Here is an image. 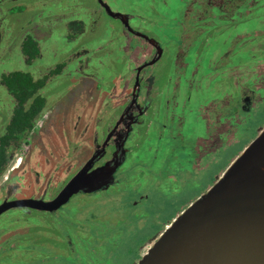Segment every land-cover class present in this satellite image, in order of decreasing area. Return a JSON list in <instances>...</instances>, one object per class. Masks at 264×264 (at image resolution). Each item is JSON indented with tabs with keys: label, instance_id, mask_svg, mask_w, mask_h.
<instances>
[{
	"label": "rangeland",
	"instance_id": "1",
	"mask_svg": "<svg viewBox=\"0 0 264 264\" xmlns=\"http://www.w3.org/2000/svg\"><path fill=\"white\" fill-rule=\"evenodd\" d=\"M102 2L113 11L132 14V26L156 32L170 48L174 27L180 25L178 31L183 33L184 8L199 7L196 4L203 0ZM251 7H260V12L235 27L242 31L238 33L242 38L238 42L239 49L229 51L228 56L239 61L250 59V79L254 77L251 70L256 59L251 49L246 48L245 36L250 31V47L256 39L261 40L264 21L258 16L264 15V0H256ZM76 21L80 27H70ZM27 36H32L40 48V54L30 63L22 52V42ZM223 37L225 42H230L231 36L227 33ZM125 41L121 23L108 15L99 0H0V112L7 114L6 105L12 101L1 81L4 73L22 70L40 78L63 61L66 63L63 73L51 76L41 93L45 91L51 106L55 101L60 102L69 116L72 103L85 89L82 77H87L76 71L77 62L72 52L88 50L89 53L83 55L89 60L84 72L97 76L101 82L109 81L110 74L122 70L127 59L121 51ZM166 61L167 53L159 64ZM81 62L79 67L85 65L83 60ZM84 80L92 82L88 78ZM202 94L193 93L195 102ZM237 95L235 87L223 89L222 112L230 113L232 103L239 104ZM253 96L256 106L250 116L239 124L232 140L222 137L219 157L206 171L191 165L193 148L197 147V156L201 151L198 134L205 131L193 113L188 115L180 142L168 136L158 138L153 132L138 137L137 145L119 170V181L108 191L76 194L58 212L43 215L51 218L46 222L38 220L37 216L42 215L18 208L3 213L0 216V264H137L155 239L216 182L213 179L229 167L264 127V89L255 88ZM3 121L0 131L5 125ZM54 155L50 157L59 166L61 161L57 153ZM56 165L51 163L50 167ZM11 169V165L8 166L0 176V190ZM56 173L61 174V171L54 170L52 176ZM36 190L37 187L33 188ZM28 228L29 235L24 232Z\"/></svg>",
	"mask_w": 264,
	"mask_h": 264
},
{
	"label": "flooded vegetation",
	"instance_id": "2",
	"mask_svg": "<svg viewBox=\"0 0 264 264\" xmlns=\"http://www.w3.org/2000/svg\"><path fill=\"white\" fill-rule=\"evenodd\" d=\"M254 2L256 0H203L196 4L199 7H185L183 33L178 31L180 25L174 27L169 48L156 32L149 33L132 26V14L122 13V17H114L100 1L108 15L118 19L123 27L126 41L121 51L127 59L122 70L110 74L112 79L109 81L101 82L97 76L84 72L89 60L83 55L89 51L80 49L72 52L71 56L77 62L76 71L87 76L82 77L85 89L76 99L78 105L76 101L72 103L69 116L62 110L60 102L55 101L51 106L45 91L41 93L46 81L39 90L45 105L36 116L33 127L7 147V167L11 165L12 172L1 187L0 198L3 201L30 197L51 200L81 170L88 174V178L101 174L103 177L99 180L104 183L96 190L82 189L68 201L76 194L108 191L119 181V170L137 145L138 137L153 132L158 138L168 136V139L180 142L187 119L193 113H196V121L205 131L198 134L199 155L195 153V146L193 161L189 160L194 168L206 171L219 157L223 147L222 137L232 140L234 131H238L239 124L250 116L256 106L253 98L255 88L264 89V32L261 40L251 42L252 47L250 31L245 36L248 39L246 48L251 49L256 59L251 70L253 78L250 79V59L239 61L228 57L231 51L239 49L238 42L242 38L238 35L242 31L235 30V27L250 21V17L260 12V7H251ZM263 16H258L261 22L264 21ZM77 22L70 27H80ZM245 25L249 27V24ZM224 33L231 36L230 42H225ZM165 53L167 61L159 64ZM81 60L85 63L83 67H79ZM59 64H62L60 71L51 73ZM59 64L42 76L49 75L50 78L63 73L66 63L62 61ZM84 78L92 82L87 83ZM226 87L237 88L236 98L240 101L239 104L232 103L230 113L222 112L223 89ZM194 92H203L196 102ZM15 106L16 101L12 97L6 105L7 114L0 112V122L5 119L0 136ZM56 153L61 161L59 166L50 157L56 156ZM18 155L20 158H16ZM14 160L16 162L11 164ZM51 163L56 166L50 167ZM54 170L61 171V174L52 176ZM35 187L37 190L33 191ZM26 190L28 192L24 193ZM61 207L52 211L18 209L42 215L37 216L38 220L46 222L51 218L43 215L54 214ZM24 232L29 235L30 228ZM12 246L17 244L12 243Z\"/></svg>",
	"mask_w": 264,
	"mask_h": 264
},
{
	"label": "water",
	"instance_id": "3",
	"mask_svg": "<svg viewBox=\"0 0 264 264\" xmlns=\"http://www.w3.org/2000/svg\"><path fill=\"white\" fill-rule=\"evenodd\" d=\"M103 6L114 17L123 16L104 2ZM99 177L88 178L81 170L53 199H6L0 203V215L15 208L58 209L80 190L103 185ZM137 264H264V127Z\"/></svg>",
	"mask_w": 264,
	"mask_h": 264
},
{
	"label": "trees",
	"instance_id": "4",
	"mask_svg": "<svg viewBox=\"0 0 264 264\" xmlns=\"http://www.w3.org/2000/svg\"><path fill=\"white\" fill-rule=\"evenodd\" d=\"M22 52L28 63L40 54L38 43L32 36H27L23 40ZM61 67L62 64H59L51 73L59 72ZM48 78L49 75L35 78L30 72L22 70L4 73L1 76V81L16 101V106L4 133L0 136V176L9 162L7 147L11 141L21 138L33 127L36 116L45 105L44 97L40 95L39 90L46 84Z\"/></svg>",
	"mask_w": 264,
	"mask_h": 264
}]
</instances>
